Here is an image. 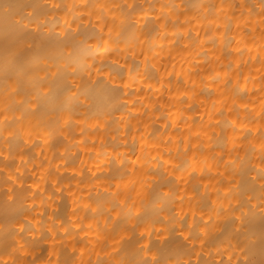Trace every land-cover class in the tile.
Segmentation results:
<instances>
[{
	"label": "bare ground",
	"instance_id": "bare-ground-1",
	"mask_svg": "<svg viewBox=\"0 0 264 264\" xmlns=\"http://www.w3.org/2000/svg\"><path fill=\"white\" fill-rule=\"evenodd\" d=\"M8 3L0 264H260L264 0Z\"/></svg>",
	"mask_w": 264,
	"mask_h": 264
},
{
	"label": "snow or ice",
	"instance_id": "snow-or-ice-1",
	"mask_svg": "<svg viewBox=\"0 0 264 264\" xmlns=\"http://www.w3.org/2000/svg\"><path fill=\"white\" fill-rule=\"evenodd\" d=\"M13 7H16V6L8 3V0H0V9H2L5 13H9V11L11 9H13ZM18 7H20L21 9H28V8L35 9L38 6L33 5V4H24V5H19ZM33 14H34L33 12L27 13V15L29 17H31ZM16 23L18 25L24 27V28H27V25L23 23V17L20 20H17ZM261 207L264 208V204H262ZM259 245H260L261 252L264 253V216H262L261 235L259 238ZM142 264H158V262H156V261H153V262L143 261ZM244 264H254V262L249 261V260H245ZM260 264H264V260H261Z\"/></svg>",
	"mask_w": 264,
	"mask_h": 264
}]
</instances>
